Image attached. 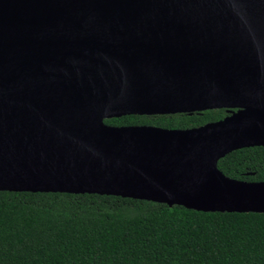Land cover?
<instances>
[{"label": "water", "instance_id": "water-1", "mask_svg": "<svg viewBox=\"0 0 264 264\" xmlns=\"http://www.w3.org/2000/svg\"><path fill=\"white\" fill-rule=\"evenodd\" d=\"M236 109L192 129L105 120ZM264 147V0H0V192L264 214L219 160Z\"/></svg>", "mask_w": 264, "mask_h": 264}, {"label": "trees", "instance_id": "trees-1", "mask_svg": "<svg viewBox=\"0 0 264 264\" xmlns=\"http://www.w3.org/2000/svg\"><path fill=\"white\" fill-rule=\"evenodd\" d=\"M222 111L105 120L185 129ZM226 177L264 182V147L217 163ZM0 264H264V214L201 213L112 196L0 192Z\"/></svg>", "mask_w": 264, "mask_h": 264}, {"label": "flooded vegetation", "instance_id": "flooded-vegetation-1", "mask_svg": "<svg viewBox=\"0 0 264 264\" xmlns=\"http://www.w3.org/2000/svg\"><path fill=\"white\" fill-rule=\"evenodd\" d=\"M217 110L218 111H222L224 113V116L220 120L224 119L227 116H230L231 114H233L234 112L237 111L236 109H231V110H228V109H217ZM210 111H213V110H210ZM201 113H203V112H201ZM201 113H193L192 115H194V114H201ZM176 115H178V114H176ZM179 115H188V114H179ZM164 116H172V115H164ZM188 116H191V115H188ZM142 117H144V116H142ZM152 117H156V116H152ZM220 120H218V121H220ZM214 122H217V121H214ZM208 123H211V122H208ZM205 124H207V123H205ZM198 127H200V126H198ZM193 128H197V127H193ZM185 129H192V128H185Z\"/></svg>", "mask_w": 264, "mask_h": 264}]
</instances>
